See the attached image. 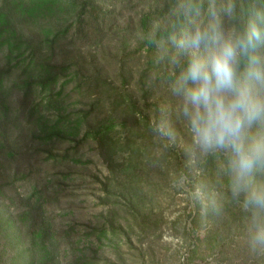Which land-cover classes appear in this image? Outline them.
I'll list each match as a JSON object with an SVG mask.
<instances>
[{"label":"trees","instance_id":"16d2710c","mask_svg":"<svg viewBox=\"0 0 264 264\" xmlns=\"http://www.w3.org/2000/svg\"><path fill=\"white\" fill-rule=\"evenodd\" d=\"M115 1L0 0V52L5 59L0 68V119L5 122V128L0 126V264H62L57 233L43 203L25 196L17 186L18 180L9 172L10 161L17 154L16 141L23 133L14 141L16 132H8L7 124L20 120L26 113L30 134L47 141L75 139L85 127L84 139L96 142L102 159L116 174L114 179L123 180L122 185L128 192L135 191L132 184L139 183L144 168L152 162L148 156L150 134L163 124L165 117L160 103L151 104L147 100L153 95V88L143 82V74L142 99L128 90L127 79L125 85L115 86L91 49L107 40L123 16L122 12L111 8ZM148 6L150 12L142 16L139 23L150 53L157 50V44L174 36L181 38L197 25L208 27L214 22L210 8L216 12L220 30L225 34L242 32L253 21L264 31V0H162L161 4L152 2ZM229 6L230 13L226 11ZM159 20L168 23L151 34L152 23ZM130 26L128 23L125 32L130 31ZM197 54L206 58L207 48L202 46ZM249 55L259 57L264 63V43L258 44ZM190 58L177 67L175 77L166 72V78L179 79ZM248 64V57H239L238 77L243 78ZM71 85L83 104L86 102L88 110L70 122L67 116L59 115L54 124L49 125L44 113L61 109L62 102L57 98ZM58 87L60 92L55 95ZM253 91L264 98V85L254 82ZM16 93L23 97L18 111L14 112ZM144 105L146 109L153 108L154 122L145 114ZM142 128L153 132H143ZM262 136L264 121H257L246 130L245 143ZM173 153L182 166L185 154L182 159L174 150ZM232 159V153L226 149L210 151L203 162V172L192 181L212 196L207 204H198L192 216V232L199 240L217 242L216 232L207 227L226 224L227 220L236 232L249 226L256 227L257 233L264 231V206L246 204L247 192L252 188L264 189V167L254 170L248 189L236 196L232 190ZM103 186L109 190L108 183ZM113 215L112 212L111 219ZM109 224L114 230L111 220ZM203 230L206 232L201 238ZM261 247L259 241L254 242L256 253ZM227 263L224 258L219 264Z\"/></svg>","mask_w":264,"mask_h":264},{"label":"rangeland","instance_id":"374dc122","mask_svg":"<svg viewBox=\"0 0 264 264\" xmlns=\"http://www.w3.org/2000/svg\"><path fill=\"white\" fill-rule=\"evenodd\" d=\"M161 1H115L111 8L123 16L107 40L100 47L91 48L115 86L127 82L128 90L142 99L143 74V82L153 88L148 102L160 103L163 108L164 122L155 132L141 129L153 132L148 153L152 162L144 168L146 173L141 174L139 183L132 184L135 191L128 192L123 180L114 179L116 174L102 159L96 142L84 139L85 127L75 139L41 140L26 127V113L20 120L7 124L8 132H16L14 141L23 133L16 141L17 154L10 161L9 172L18 180L17 186L25 196L43 203L57 233L62 264H219L224 258L227 264H264V231L257 233L256 227L236 232L228 220L226 224L208 226L217 234L214 243L199 240L192 232V216L198 204L212 199L192 181L203 172L208 153L221 149L204 152L194 144L189 121L182 111L183 98L174 91L179 79L166 78V72L175 77L177 67L195 50L177 49L172 39L157 44V50L151 53L147 49L139 20L150 12V3ZM128 23L131 28L125 32ZM166 23L153 22L150 33L155 34ZM4 64V54L0 52V68ZM72 88L73 85L66 87L57 98L62 102L61 109L44 113L49 125L59 115L67 116L70 122L88 110L86 102L83 104ZM59 90L60 87L56 88L55 95ZM22 97L21 93L14 96V112L18 111ZM144 109L154 122L153 108L146 109L144 105ZM0 126L5 128L1 119ZM173 150L181 158L185 154L182 166ZM103 183H108V191ZM110 220L114 230L109 227ZM101 229L105 231L97 232ZM205 232H201V238ZM256 241L262 244L257 253L253 248Z\"/></svg>","mask_w":264,"mask_h":264},{"label":"clouds","instance_id":"9594fccd","mask_svg":"<svg viewBox=\"0 0 264 264\" xmlns=\"http://www.w3.org/2000/svg\"><path fill=\"white\" fill-rule=\"evenodd\" d=\"M226 11L230 13L231 6ZM210 12L214 22L208 27L197 25L181 38L172 37L177 49L195 50L174 91L183 98L182 111L194 144L204 152L226 149L232 153V190L239 196L248 189L254 170L264 167V136L245 143L246 130L264 121V98L253 91L254 82L264 85V63L249 55L264 43V31L253 21L242 32L225 34L214 9ZM202 46L207 48L206 58L197 54ZM241 56L249 58L243 78L237 74ZM165 134L171 135L170 131ZM249 203L264 206V189L247 192Z\"/></svg>","mask_w":264,"mask_h":264}]
</instances>
